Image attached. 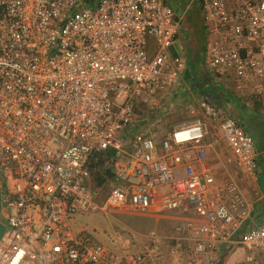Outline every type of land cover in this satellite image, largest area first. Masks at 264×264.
Segmentation results:
<instances>
[{
	"label": "built area",
	"instance_id": "2783aa9c",
	"mask_svg": "<svg viewBox=\"0 0 264 264\" xmlns=\"http://www.w3.org/2000/svg\"><path fill=\"white\" fill-rule=\"evenodd\" d=\"M199 4L211 69L264 96V0ZM180 20L166 0H0V264H215L217 243L235 239L261 264L264 219L247 225L237 181L215 183L206 122L177 123L158 143L153 128L136 129L177 83ZM199 105L256 180L253 136L211 100ZM105 150L114 179L96 187ZM97 207L182 217L166 231L114 232L111 250L70 222Z\"/></svg>",
	"mask_w": 264,
	"mask_h": 264
},
{
	"label": "crops",
	"instance_id": "0c3cea01",
	"mask_svg": "<svg viewBox=\"0 0 264 264\" xmlns=\"http://www.w3.org/2000/svg\"><path fill=\"white\" fill-rule=\"evenodd\" d=\"M200 16L201 32L199 38L192 41V46L188 47L182 43L180 34L169 47L170 57L179 54L183 59L177 83L155 104L148 118L137 122L136 129L153 128V135L158 143L173 125L194 117L202 118L207 124L204 136L207 163L215 183L231 179L237 181L251 202L250 216L246 220L247 225H251L264 219V142L258 143L251 133V129H261L260 122H264V96H254L250 88L246 91L235 89L232 77L217 74L211 69L205 39L206 26L202 13ZM202 98L211 100L224 114L234 116L255 139L258 161L256 180H252L238 165L223 135L219 121L203 113L199 105ZM170 116L176 119H172L171 125H166V130L158 134L157 131L160 132L161 125L169 123ZM158 215L182 217L173 213ZM213 254L218 259L222 257V264H252L245 259V246L236 239L218 242ZM256 256L261 260V264H264V248H259Z\"/></svg>",
	"mask_w": 264,
	"mask_h": 264
},
{
	"label": "rangeland",
	"instance_id": "374dc122",
	"mask_svg": "<svg viewBox=\"0 0 264 264\" xmlns=\"http://www.w3.org/2000/svg\"><path fill=\"white\" fill-rule=\"evenodd\" d=\"M175 10L178 15H181V36L180 41L192 46V41L199 38L202 21L200 16L199 0H166ZM156 48L154 37L147 36L146 49L148 54H152ZM148 103V101H147ZM148 106V105H147ZM155 106V104L153 105ZM151 109L147 113V118L150 116ZM168 124L163 123L157 131L158 134L165 131L166 127L171 125L172 119L170 116ZM180 119V118H179ZM167 125V126H166ZM261 129L252 130V135L257 139V142H264V122H260ZM103 187V186H102ZM101 190V189H100ZM108 190V184L102 189V194L98 196L97 202L101 203L105 198ZM161 214L174 213L172 211L158 212ZM150 215L148 213H129V212H111L105 214L100 208H89L86 210H77L70 217V222L77 231L87 232L95 241L101 242L111 250H117V245L114 241V232L139 231L145 232L151 229L158 231H166L172 225V218L167 216ZM171 220V221H170Z\"/></svg>",
	"mask_w": 264,
	"mask_h": 264
},
{
	"label": "trees",
	"instance_id": "16d2710c",
	"mask_svg": "<svg viewBox=\"0 0 264 264\" xmlns=\"http://www.w3.org/2000/svg\"><path fill=\"white\" fill-rule=\"evenodd\" d=\"M113 151L105 150L99 153L98 158L95 162V168L92 170L91 179L96 187L100 186L104 181L114 179V170L112 165H106L103 154L107 156L113 154ZM106 156V157H107ZM215 264H222V257L217 260Z\"/></svg>",
	"mask_w": 264,
	"mask_h": 264
},
{
	"label": "water",
	"instance_id": "95a60500",
	"mask_svg": "<svg viewBox=\"0 0 264 264\" xmlns=\"http://www.w3.org/2000/svg\"><path fill=\"white\" fill-rule=\"evenodd\" d=\"M2 227H3V225H2V224H0V232H1V230H2Z\"/></svg>",
	"mask_w": 264,
	"mask_h": 264
}]
</instances>
